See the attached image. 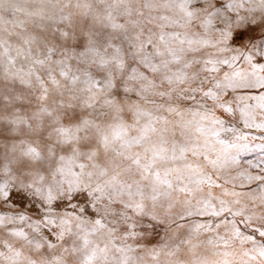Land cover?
Listing matches in <instances>:
<instances>
[{"label":"snow or ice","instance_id":"obj_1","mask_svg":"<svg viewBox=\"0 0 264 264\" xmlns=\"http://www.w3.org/2000/svg\"><path fill=\"white\" fill-rule=\"evenodd\" d=\"M264 0H0V264H264Z\"/></svg>","mask_w":264,"mask_h":264},{"label":"rangeland","instance_id":"obj_2","mask_svg":"<svg viewBox=\"0 0 264 264\" xmlns=\"http://www.w3.org/2000/svg\"><path fill=\"white\" fill-rule=\"evenodd\" d=\"M261 155H264V154H261L259 152L248 154L246 157H244V162L247 163V161L249 160L256 161Z\"/></svg>","mask_w":264,"mask_h":264}]
</instances>
